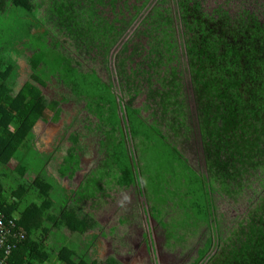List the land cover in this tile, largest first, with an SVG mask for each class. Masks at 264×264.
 Returning <instances> with one entry per match:
<instances>
[{"label":"trees","instance_id":"1","mask_svg":"<svg viewBox=\"0 0 264 264\" xmlns=\"http://www.w3.org/2000/svg\"><path fill=\"white\" fill-rule=\"evenodd\" d=\"M150 1L0 0V149L9 150L2 162L13 174L4 177L0 169V212L18 216L26 231L6 261L0 255V264H122L101 257L106 233L101 224L94 231L95 219L87 223L86 204L95 206L103 191L155 181L169 185L161 191L163 205L151 204L168 238L183 243L203 227L202 245L187 264H264L263 4L252 0L251 8L244 1L231 12L227 4L206 7L201 0H152V7ZM23 34L39 45L20 46L13 37ZM122 37L113 60L111 49ZM20 55L30 62L26 73ZM99 68L108 71L107 80ZM71 102L69 118L62 106ZM63 114L67 129L81 122L82 129L71 135L74 145L59 162L56 151L30 147L35 126ZM87 122L104 136L100 149L112 161L92 159L77 186L63 183L71 198L54 212L47 173L70 179L81 157L91 156ZM194 134L198 150L189 141ZM137 139L148 152L144 161L127 149ZM184 150L195 152L197 168ZM26 154L43 163L32 181L24 178L33 170ZM164 158L169 165L160 168L162 181L148 176ZM12 159L14 167L8 166ZM103 161L108 166L100 175ZM62 235L75 245L59 246Z\"/></svg>","mask_w":264,"mask_h":264},{"label":"rangeland","instance_id":"2","mask_svg":"<svg viewBox=\"0 0 264 264\" xmlns=\"http://www.w3.org/2000/svg\"><path fill=\"white\" fill-rule=\"evenodd\" d=\"M204 2V5L213 7L219 4H227L225 5L228 9H230L231 12L233 10H238V8L241 5V3L250 2V4H253L252 7H254V3H252V0H201ZM262 5V10L264 12V0H258V3ZM150 6H153L152 0L150 1ZM146 10H150L147 8ZM144 12V11H143ZM143 12L141 15H143ZM139 20V19H138ZM137 21V20H136ZM23 25V24H22ZM130 31H133L130 30ZM129 31V35H131ZM15 41H20V46H37L39 45L38 38L33 35L29 37V40L25 41L24 34L23 35H17L14 36ZM127 38V37H126ZM126 38L122 37L119 43H116L115 46L112 47V58L114 60V54H116V51L119 49L121 42H123ZM24 43V44H22ZM16 51L12 52L15 54ZM20 59V64L24 69L23 72L26 73L28 70L30 71V62H28L25 57H21V55L18 57ZM99 73L103 78L107 80V78L110 76L108 74V71L104 68L98 69ZM113 73L115 72L114 68L112 67ZM23 73V74H24ZM109 75V76H108ZM115 77V76H114ZM20 78V77H19ZM26 79V76L22 75V80L24 81ZM21 80V78H20ZM22 84V83H21ZM117 85V82H115ZM20 85V84H19ZM45 94H47L49 97L55 96V92H53V89L49 88H43ZM119 93V90H117ZM144 99V95L138 97L137 104H141L142 100ZM81 106H83V102L81 103ZM64 110H70L73 109V103H66L63 106ZM82 116V115H81ZM83 116H85V113H83ZM82 119V118H81ZM95 120V119H93ZM51 122V121H50ZM40 122L38 124V128L36 129L37 134H49L50 132L56 136L54 140H56L58 143L55 144V150L57 159L56 161L61 162L63 160V157L66 156V152L68 149V136L69 134H65L64 130L67 132L69 129L68 124L66 125L64 121H59L55 123L54 125H50L46 129L45 126L48 124ZM40 125H43L44 127L40 128ZM76 128L82 129V122L75 125ZM61 134H56V133ZM94 135L95 138L92 136ZM46 137V136H45ZM88 139L86 140L89 148L87 153L91 154V156L86 155L81 157V168L71 177L68 178L69 174L65 173V178H60L61 182L58 181L55 177H52L49 173V181L54 183L53 190L55 189V199H54V205L56 208H53L54 212H59L58 209L62 206H65L67 202L69 201V198L71 193L65 192L63 186H67L69 183L73 184L74 186H77L79 182L82 180L83 173L82 170H88V167L90 165V160H95L96 163H100L103 158L109 159V165L111 160V153L107 152V149H100L101 145V139L104 138L101 134H89L87 135ZM192 139V140H191ZM52 141V140H51ZM63 142L61 145L60 142ZM161 141V139H160ZM191 142V145L193 149H199L200 146V140L199 135L194 134L192 138L189 140ZM51 147V146H50ZM58 147V149H57ZM91 147V148H90ZM30 148H34L33 143L31 144ZM127 149L130 151V155L137 159L138 155H140V159L144 161V155L148 152L145 150V148L142 146L141 148V140L137 139L135 142H129L127 144ZM24 148L19 151V153L24 152ZM30 150V149H29ZM77 152L79 151L78 149ZM28 151V150H27ZM53 151V152H54ZM101 151H103L101 153ZM107 152V155L105 152ZM185 154L189 157H193L194 161H191V164L197 168L196 163V157L194 156V151L184 150ZM4 153V156L0 157V169L2 170V174L5 175L4 177L10 178L11 172L6 167V164H3V159L7 157L6 155L9 154V150H3L0 149V154ZM35 153V151H34ZM135 153V154H134ZM144 153V154H143ZM64 155V156H63ZM191 155V156H190ZM167 158V157H165ZM164 158V162H160L159 165L156 166L155 169L149 170L148 176L155 177V179H159L162 181V178L164 175V172L161 170L165 166L169 165L167 160ZM26 161L31 163V167L33 170H29L26 173H24V178L26 180L32 181L36 177V173H34L37 169L41 168L43 166L42 162H38L37 159H34V156L27 155L26 154ZM55 162V160L53 161ZM148 162V161H147ZM149 163V162H148ZM144 162L143 164H148ZM16 164V161L14 159L11 160V165L14 167ZM96 166V165H93ZM108 165L105 161H103V165L99 171V174L101 175L102 172L105 171L106 167ZM148 166V165H147ZM201 167V166H200ZM161 168V169H160ZM146 170V169H145ZM89 171V170H88ZM87 171V172H88ZM49 172H52L51 169H49ZM56 173V172H54ZM92 176L96 177L95 174L90 172ZM59 177V174L56 173ZM62 175V173H60ZM3 181L4 177L1 176ZM65 185H64V184ZM91 182L88 183L90 185ZM146 185H141V188L139 186H132L126 189H112L108 191H103L102 193L98 194L95 201L96 204L94 206L95 202H89L86 204L85 211L90 213V215L87 217L86 221L87 223L93 222L95 219L99 224L98 227L94 229L96 231L99 229L100 224L104 228H101L106 234L105 236L101 237V242L99 244L100 246V254L103 259H106L108 256H114L115 258L119 259L122 264H187L191 261L192 257H194L196 254V250L199 246L202 245V241L204 240L203 237H201V231L203 230V227L196 229L195 235H190L185 242H177L172 239L171 237H167V231L163 228L162 225H160L159 221L154 218L151 212V204L155 203L156 205L162 206L159 202V200H162L160 197L163 196L161 193L162 189L168 190L169 185L167 183H160L158 181H155V183H145ZM145 187V188H144ZM145 189H147V194L145 195ZM8 190V189H7ZM140 190V191H139ZM155 191V192H150ZM141 192V193H140ZM149 192V195H148ZM165 194V193H164ZM34 196L30 195L29 198H27V202L23 201L20 205V208H24L29 202L32 200ZM35 199V198H34ZM76 200L75 194L72 197V200ZM224 209V210H223ZM227 207H224L220 210L228 217V220L230 219V215L226 212ZM114 229V230H113ZM126 230H131L129 233L126 232ZM54 234L58 235V230H53ZM147 237V239L145 238ZM77 243L79 241L77 240ZM58 245H75V241L72 239H68L65 235L59 236ZM84 247L86 248V245L84 244ZM83 247V249H84ZM82 249V250H83Z\"/></svg>","mask_w":264,"mask_h":264},{"label":"crops","instance_id":"3","mask_svg":"<svg viewBox=\"0 0 264 264\" xmlns=\"http://www.w3.org/2000/svg\"><path fill=\"white\" fill-rule=\"evenodd\" d=\"M65 111H69L68 112V114H66V115H68V117L69 118H71L72 116H73V114H72V111H73V109H70V110H65ZM70 114V115H69ZM65 115V116H66ZM87 115V113H85V116ZM64 114H63V116H62V118H60V120L61 121H63V119H64ZM82 116H83V114H82ZM84 117V116H83ZM51 121V122H50ZM50 121H48L49 123L45 126V128L44 129H46L47 127H49L50 125H54L55 123H57V122H59V121H53V120H50ZM88 124V125H87ZM86 129H87V131L88 132H90V128L91 129H93L92 130V132H91V134H100L101 132H99V131H97L96 130V126H95V124H93V126H91L90 124H89V122H87L86 123ZM94 126H95V129H94ZM41 127H44L43 125H40V128ZM38 128V124L35 126V132H36V129ZM77 128H76V126H75V124L73 125L72 124V126L70 127V129H69V131L67 132L66 130H64V133L65 134H69V136H68V144L70 145V146H68V148H71L74 144L72 143V139H71V135L72 134H74V132H75V130H76ZM56 134H61V133H56ZM46 136V137H45ZM55 137L56 136H54L51 132L49 133V134H37V133H35V134H33V138H32V143H33V145H34V147H35V149L37 150H39L40 152H44V153H46V154H49V153H51V152H53L54 150H55V144L57 143V141L56 140H54L55 139ZM93 138H95L94 137V135L92 136ZM52 140V141H51ZM51 146V147H50ZM85 145H81V146H79L78 148H80L81 150L82 149H85L86 150V147H84ZM91 148V147H90ZM8 166H10V167H12V165H11V162L9 163V165ZM80 183V182H79ZM67 187H69V185L67 186ZM144 194L146 195L147 194V191H145L144 192ZM18 217V216H17ZM131 230H126V232L127 233H129Z\"/></svg>","mask_w":264,"mask_h":264},{"label":"built area","instance_id":"4","mask_svg":"<svg viewBox=\"0 0 264 264\" xmlns=\"http://www.w3.org/2000/svg\"><path fill=\"white\" fill-rule=\"evenodd\" d=\"M25 235L26 231L18 226L16 216H8L0 212V255H3V261H6Z\"/></svg>","mask_w":264,"mask_h":264}]
</instances>
